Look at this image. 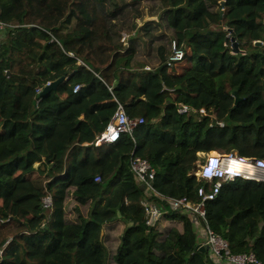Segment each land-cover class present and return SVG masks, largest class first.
<instances>
[{
	"label": "trees",
	"instance_id": "16d2710c",
	"mask_svg": "<svg viewBox=\"0 0 264 264\" xmlns=\"http://www.w3.org/2000/svg\"><path fill=\"white\" fill-rule=\"evenodd\" d=\"M223 1L0 0L19 24L0 40V264H213L206 225L264 264V182L227 183L195 223L130 166L134 152L161 193L199 202L213 189L194 174L199 151L264 159V0ZM173 41L187 51L179 71L165 63ZM118 103L145 119L136 141L96 145ZM146 197L164 210L155 225Z\"/></svg>",
	"mask_w": 264,
	"mask_h": 264
},
{
	"label": "built area",
	"instance_id": "2783aa9c",
	"mask_svg": "<svg viewBox=\"0 0 264 264\" xmlns=\"http://www.w3.org/2000/svg\"><path fill=\"white\" fill-rule=\"evenodd\" d=\"M13 26H19L17 23L6 22L0 18V40L5 38L7 34V29ZM126 37V35H125ZM186 47L185 45L179 44L177 41H173L170 56L165 62L169 69H176L183 61L186 59ZM151 69L152 67H146ZM20 74H23L20 72ZM52 84V81H48L43 86L37 89V92L40 93L43 89ZM81 88L80 85H77L74 88V91H78ZM118 108L116 109L114 115L112 116L110 122L108 123L105 131L97 138L95 144L101 143H114L117 142L122 134L128 133L133 137V140L136 141L134 132L137 126L145 122L144 118H131L124 104L118 103ZM190 107L185 104H181L178 108L179 113L189 112ZM204 110V112H202ZM201 113H206L205 109L200 110ZM223 157L230 158L236 157L244 165V176L250 179L257 181H264V159H253L250 157H245L238 155L237 152H224ZM130 166L134 173L135 180L139 185H142L145 189L147 196L155 194L162 202L166 203L170 210H182L187 212L193 219V221L199 222L200 219H203L207 224V211H206V202L208 200L215 199L219 192L221 191L222 186L233 179L232 175L225 174L224 172L227 169L220 168L218 170L219 174L222 175L220 179L217 180H207L213 184V189L211 192H208L205 186H201L198 190L201 201L192 202L187 197H173L161 193L155 187V177L156 169L153 164L146 158L136 155L134 152L130 158ZM208 166L204 159L200 162L198 169V174H194L200 179L202 171L207 169ZM197 169V168H196ZM215 174V171H213ZM101 176L97 175L95 181H100ZM143 206L145 208L147 223L149 225H155L158 220L164 214V210L159 207L158 204L152 202L148 197L143 200ZM45 207L53 206V199L51 196H48L44 199ZM201 234V236H200ZM199 236L202 241H200L199 247L206 248L208 251V257L214 264H263L257 256L251 253H242V254H229V242L215 233L209 225H206L203 229L199 230ZM8 245V244H7ZM6 245V246H7ZM0 249V257L4 254V250ZM210 253V256H209Z\"/></svg>",
	"mask_w": 264,
	"mask_h": 264
},
{
	"label": "clouds",
	"instance_id": "9594fccd",
	"mask_svg": "<svg viewBox=\"0 0 264 264\" xmlns=\"http://www.w3.org/2000/svg\"><path fill=\"white\" fill-rule=\"evenodd\" d=\"M101 144H103V143H101ZM101 144H98V145H101ZM204 152L206 154H205L203 159H204V162H206V165L208 166V168L202 171V174L199 176L200 179L206 180V181L207 180L220 179L222 177V175L219 174V172H218V170L220 168H222V169L226 168L227 171H225L224 173L233 176V179L230 180L229 182L236 181L239 178L250 179V178L244 176V165L241 163V161H239L238 158H236V157L225 158V157H223L224 152L219 151L217 149L204 151ZM253 159H260V158H253ZM213 171H215V174L213 173ZM252 180H254V179H252ZM255 181H257V180H255ZM229 182H227V183H229ZM261 182H264V181H261ZM227 183H225L224 185H226ZM224 185L222 186V188L224 187ZM5 246L6 245H4V247ZM205 250H207V249H205Z\"/></svg>",
	"mask_w": 264,
	"mask_h": 264
},
{
	"label": "water",
	"instance_id": "95a60500",
	"mask_svg": "<svg viewBox=\"0 0 264 264\" xmlns=\"http://www.w3.org/2000/svg\"><path fill=\"white\" fill-rule=\"evenodd\" d=\"M225 1V0H224ZM224 1H223V3H224ZM195 32H197V30H194V31H192V33H195ZM189 35H191V34H189ZM262 42L261 41H258L257 42V44H261ZM234 51H241V50H239V46H238V44L237 43H235L234 44ZM59 81L60 80H58V81H55V82H52V84L51 85H49V86H47V87H45V89H44V91H47V90H49V89H51V88H53V87H55L58 83H59ZM234 95L236 96V103H239V96L237 95V93L236 92H234ZM141 188L143 189L144 187L143 186H141ZM116 213H117V215H116V219H119V218H121L122 217V213H121V210H120V206H118L117 208H116ZM126 230H128L129 229V226L130 225H133L134 224V222L132 221V220H127L126 221ZM202 251H205V249H202Z\"/></svg>",
	"mask_w": 264,
	"mask_h": 264
},
{
	"label": "rangeland",
	"instance_id": "374dc122",
	"mask_svg": "<svg viewBox=\"0 0 264 264\" xmlns=\"http://www.w3.org/2000/svg\"><path fill=\"white\" fill-rule=\"evenodd\" d=\"M125 37V36H124ZM123 39H125V38H123ZM186 65H189V62H188V60L187 61H183L177 68H176V70L177 71H179L183 66H186ZM148 67H151V66H148ZM202 112H204V110L202 111ZM219 151H221V150H219ZM223 152H225V151H223ZM236 152V151H235ZM25 154H27V153H25ZM198 157H199V159L196 161V167H197V169H195L194 170V172H195V174L197 175L198 174V169H199V166H200V162L203 160V158H204V156H205V152L204 151H199L198 153ZM109 189V188H108ZM110 190V189H109ZM126 214V213H125ZM127 215V214H126ZM122 219H123V221L126 223V221L128 220L124 215H122V217H121ZM121 218H119V219H121ZM12 235H14V234H12ZM200 241H202V240H200ZM200 248L201 249H206V248H203V247H201V245H200ZM207 251V250H206ZM209 256H210V253H209ZM207 257H208V251H207Z\"/></svg>",
	"mask_w": 264,
	"mask_h": 264
}]
</instances>
